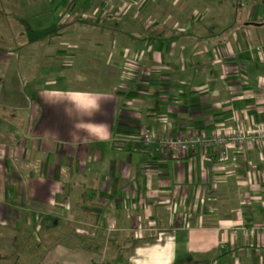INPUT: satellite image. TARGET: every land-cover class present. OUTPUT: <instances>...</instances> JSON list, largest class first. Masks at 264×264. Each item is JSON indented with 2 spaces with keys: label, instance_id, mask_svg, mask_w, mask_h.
<instances>
[{
  "label": "crops",
  "instance_id": "crops-1",
  "mask_svg": "<svg viewBox=\"0 0 264 264\" xmlns=\"http://www.w3.org/2000/svg\"><path fill=\"white\" fill-rule=\"evenodd\" d=\"M90 1L20 0L23 42L0 47V231L32 230L43 247L37 264H101L100 248L125 245L127 264H264V143L160 155L137 137L146 127L173 137L261 127L264 0L223 9L158 0L193 7L197 17L129 33L119 20L141 29L140 18L109 14L131 43L100 36L93 50L122 55L127 46L139 76L120 87L75 89L60 77L44 87L48 36L75 28L88 43L102 18L55 21L42 39L32 8L88 9ZM91 47L74 51L88 56Z\"/></svg>",
  "mask_w": 264,
  "mask_h": 264
},
{
  "label": "rangeland",
  "instance_id": "rangeland-1",
  "mask_svg": "<svg viewBox=\"0 0 264 264\" xmlns=\"http://www.w3.org/2000/svg\"><path fill=\"white\" fill-rule=\"evenodd\" d=\"M157 1L158 0H91L90 2L92 6L88 9H80L76 5L58 8L57 10L56 8L52 10L51 7L46 9L45 6L41 7L42 5L40 7L32 8L40 15L37 22L31 21L32 29L36 31L43 30L42 39L46 38V33L48 32L47 29H50L52 23L55 21L60 23L59 26H67L69 20L72 21L73 19L75 20L76 18H79L83 13L90 16L87 18L88 20H95L97 18L105 20H100L99 23L95 24L104 29L91 27V29L97 34H94L93 38H91V41L89 40L90 42L88 43L86 40H83L84 36L77 38L78 32L75 28L70 29L69 33L61 35L60 37L54 36V38H51V36H48L43 47H41L43 54L39 57V61H43L42 65L44 67V87H55L59 80L61 83L68 82V84L75 89H101L102 87H100L99 84L102 82H105L107 86L110 84H118L120 87V85L124 84L126 79H135V76H139L138 72H141L142 70V65H140L141 62L137 59L135 60V54H133L132 50H130L129 53L125 52L127 46L124 47V53H122V55L115 53L104 54L98 49H96V51L93 50V48L96 47L95 42L100 40V36H102L101 40L106 42V44L107 42H111V40L115 41L114 43L116 45L118 40L126 41L128 46L131 43V39L127 37V34H124V36L121 37L116 32L117 29L115 28V25L112 26L111 22L108 20L106 21L105 18L108 17L109 14L118 18H132L136 15V17L140 18L138 20L146 26L139 29L135 27L134 21H131L128 24L125 22L122 23V20L120 19V28L126 33L137 30L145 31L156 24H163L165 21L166 23L164 24L169 25L168 28H174V26H179L181 21L189 22L190 19L193 21L195 17H197L193 7H187L184 9L173 4L170 5V7H167L163 5L164 1L161 5H158ZM200 1L206 2L211 6L215 5L214 7L217 9H219L220 6L222 9L227 8L226 6L232 7L233 4L237 6L240 2V0ZM11 2L12 5L10 6H5L4 4L0 6V47L6 48L9 46L11 49H18L21 42H23L20 40L18 32L21 30L26 32L27 28L24 23L18 21L17 18L25 15L27 7L20 5V0H11ZM178 3L181 4L182 1H179ZM199 9L202 14L204 9ZM168 13H172V18L169 17L171 15ZM179 15L182 16L181 21ZM168 17L171 18V20H168ZM197 22H199V19ZM56 25L58 26V24ZM6 42H8L9 45ZM87 45L92 46V51L88 50L91 53L90 55H79L75 53L74 46ZM57 48H60L61 52L65 51L60 57L56 56L55 51H57ZM81 53H84V50L81 51ZM59 77L61 79L58 80ZM120 79L122 82L119 84L121 81ZM117 81L119 82L117 83ZM118 85L116 86L118 87ZM111 87L112 86H109L107 88L110 89ZM9 235V231H0V264H37L38 259L40 258L39 260H41V258L44 257L42 253L43 247L36 248L34 246L38 241L32 230L12 232L10 236L15 237L14 242L10 241ZM99 251L102 256L101 264H127L126 260L129 251V246L127 245L121 248L110 246L102 247ZM116 255L118 256V261L113 259ZM107 260L111 261L105 263ZM119 260L121 262H119Z\"/></svg>",
  "mask_w": 264,
  "mask_h": 264
},
{
  "label": "built area",
  "instance_id": "built-area-1",
  "mask_svg": "<svg viewBox=\"0 0 264 264\" xmlns=\"http://www.w3.org/2000/svg\"><path fill=\"white\" fill-rule=\"evenodd\" d=\"M137 137L148 148H152L160 155H181L199 148H212L213 151L219 152L236 145L254 146L264 143V121L261 127L255 130L217 132L211 136L195 134L187 137H173L146 127Z\"/></svg>",
  "mask_w": 264,
  "mask_h": 264
}]
</instances>
